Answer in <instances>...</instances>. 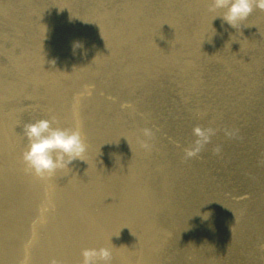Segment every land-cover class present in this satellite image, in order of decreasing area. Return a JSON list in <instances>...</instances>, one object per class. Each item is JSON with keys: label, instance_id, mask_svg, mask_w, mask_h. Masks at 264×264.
I'll list each match as a JSON object with an SVG mask.
<instances>
[{"label": "rangeland", "instance_id": "rangeland-1", "mask_svg": "<svg viewBox=\"0 0 264 264\" xmlns=\"http://www.w3.org/2000/svg\"><path fill=\"white\" fill-rule=\"evenodd\" d=\"M0 1H15L20 18L15 21L14 15L9 16L1 9L8 6L0 3V66H3L1 61L7 64L9 55L27 54L25 49L20 50L21 43L14 38L19 36L18 41L31 45L33 36L28 31L31 21L37 23L38 17L46 18L47 10L44 15L35 11L25 14L22 5L25 1ZM32 1L43 8L47 6L46 1ZM53 1L57 8L52 12H61L68 19L73 17L75 22L79 19L75 13L81 14V10L90 7L107 12L106 25L114 37L119 33L115 42L123 47L118 53L98 44L88 33L78 32L80 42H87L94 52L98 51L95 57L99 58L92 66V61L82 62L89 71L93 66L97 68L96 72L92 69L94 73L89 76L93 83L91 92H96L86 93L79 102L80 97L72 93L68 80L63 79L65 88L59 89L7 72V78L21 90L13 106L18 114L13 124L20 136L19 146L27 148L28 140L23 131L27 123L49 119L53 120V127H67V118L79 117L81 123L75 127L81 132L85 127L89 137L85 141L82 133L86 161H74L66 169L69 173L89 174L83 185L71 184L68 189L79 196L89 194L86 183H98L99 179L91 177L105 166L101 150V145H105L109 161L114 164V172L111 170L114 174L107 179V184H112L108 186L111 199L105 205L93 204L96 212H108L119 203V198L125 200L124 194L129 199L140 190L150 194L148 216L142 218L141 212L140 218L149 222L146 234L141 233L143 225L133 232L126 227L106 241L101 233L96 239L86 235L95 243L89 247L109 248L112 256L108 264H264V206L258 202L260 193H264V10L254 7L236 28L222 24L220 17L214 19L223 10H210L212 14L207 19L206 29L207 33L212 29L207 36L210 37L203 43L193 40L191 45L189 37L195 30L189 32L196 25L199 13L179 8L177 19L186 24L182 37L188 36L187 45L183 44L182 37L172 35L173 44H165L163 53L159 52L165 53L171 62L181 56L182 64L189 63L193 57L192 69H199L194 77L195 90L190 92L189 82L182 87L174 81V75L156 68L154 60L148 59L146 66H139L143 64L139 57L124 53L121 36L134 25L137 17L131 10L144 6L151 12L153 22L155 15L167 12L164 0H81V10L74 5L63 7L60 0ZM206 3L211 8L212 1ZM147 26L153 31L150 23ZM47 37L54 44L53 48L57 45L60 49L56 58L70 66L74 75L83 78L77 68L81 61L65 48L62 39L54 33ZM101 56L105 58L103 62ZM231 67L239 71L234 73ZM197 126L211 129L210 139L195 155L187 157L186 150L192 148L197 139L193 133ZM111 127L115 130L112 135ZM144 129H150L151 134L146 136ZM1 161L8 173L14 172L17 161L21 171L33 173L23 158L0 153ZM59 170L56 171L60 173ZM129 173H135L136 178L128 177ZM105 196L104 192L100 194L98 201ZM5 202L3 198L0 201ZM72 218L75 220L74 216ZM114 220L111 217V221ZM41 236L50 238L49 233H41ZM75 245L67 250L66 246L63 249L59 246L53 264H61L64 259L65 264H82L83 249L77 251ZM41 247L38 244L31 249L36 251ZM4 250L0 243V264H15L3 259L7 256ZM34 256H26L28 260L23 264H49ZM208 256L212 260L204 262Z\"/></svg>", "mask_w": 264, "mask_h": 264}, {"label": "bare ground", "instance_id": "bare-ground-1", "mask_svg": "<svg viewBox=\"0 0 264 264\" xmlns=\"http://www.w3.org/2000/svg\"><path fill=\"white\" fill-rule=\"evenodd\" d=\"M23 1H25L22 4L24 5L25 14H32V11H35L39 15H44L45 10H47V13L45 14L46 18L41 19L38 17L37 23L31 21L28 30L31 37L33 36L31 45L30 43L26 45L20 40L18 41L19 36L14 38L15 41L21 43L20 50L25 49L27 54L21 55L17 52L14 56L9 55L6 57L9 59L7 64L1 61L5 65L0 66V153L11 154V158L15 159L23 158L24 148H26L25 145H22L23 147L19 146L20 136L16 133L13 124L17 122L18 117L17 108L15 109L13 106L16 104L14 102L20 95L21 90L19 85L16 86L13 80L7 78V72L18 74L28 80H34L36 84L46 82L48 85L56 86L59 89L65 88L63 79L68 80V83H70L68 87L74 95L80 97L78 98L79 102L82 101L86 93L93 94L96 92H91L93 83H91L92 80L89 76L96 72L97 68L93 66L94 72L92 69L89 71V67L82 62L92 61V66L94 63L99 62V58L95 57L98 55V51L94 52V48L90 47L87 42H80L79 37H77L78 32L88 33L92 39L98 40V44L108 46L109 49L118 53H121V47H123L115 42V39L120 37L119 33L114 37L111 35L110 27L106 25L109 22L107 21L108 13L91 7L81 10V0H60V5L63 7L74 5L81 10V14L75 13L79 16L77 22L74 21L73 17L66 18L63 14H60L61 12H52L53 9L57 8L55 7L57 3L53 0H40L46 1L47 6L45 8L32 0ZM210 1L212 0H164L167 12L163 15L157 13L158 15H155L156 19L153 22H151L149 16L151 12L148 13L144 6H135L131 10V12H134L132 15H137L133 20L134 25H131L128 30L126 29V33L121 36L125 44L124 53L139 57L140 62L143 63L139 66H146L148 59L154 60L156 68L165 70L171 76L174 75V81L182 87L189 82L191 84L189 91L193 92L196 86L194 77L199 69H192L195 65L192 60L193 57H190L189 63L182 64L180 62L181 56L171 62V59L166 58L165 53L163 55L161 53H163L165 44H173V36L181 38L184 35L186 24L178 22L177 19L178 10L181 11L179 9L181 7L193 13H199L196 25L189 32L191 34L195 30L191 34L192 36L189 37L190 44L192 45L193 40H199L203 43L210 37L207 36L209 32H212V29L208 28V33L206 31L207 19L209 20L212 14L209 3L206 2ZM0 3L8 6V8L1 7V9L7 11L9 16L14 15L15 21L20 19L17 14L19 13V5L16 6L15 1L13 3L0 1ZM156 21H158V24H156ZM149 23L153 26V31L148 30L147 24ZM142 29H145V31L143 32ZM49 33L59 36L65 48L69 49L72 55L81 61V66L77 68L81 71L83 78L77 77V74L74 75L70 66L56 58L60 49L57 45L53 48L54 44L47 37ZM187 37H182L184 45H187ZM43 43L46 44V47ZM165 59L167 62H165ZM100 60L103 62L105 60L104 56H101ZM129 67L134 68L131 65ZM231 68L230 71L234 73L239 71V68ZM134 69L139 70L140 68ZM94 88L96 90L95 85ZM78 119L80 118L75 116L67 118L66 126L74 128L76 124L81 123ZM109 132L111 135L114 134V127H111ZM82 133L86 138L84 140L88 141V132L85 127ZM101 150L105 155V166L100 170V173H93V177H91L99 179L98 183H86L89 191L87 196H79L73 189L68 188L71 184L74 186L83 185V181L89 173H69L66 169L68 167H65L59 170L60 173L55 171L50 175L38 176L25 170L21 171L19 168L20 162L18 161L15 167L13 166L14 172L8 173L4 162H0V194L4 193L0 201H2V198L6 201L0 203V243L2 248L6 249L4 251L7 256L3 258L5 261L23 264L28 260L25 258L26 256L35 254L36 260H47L49 264H53L54 261L56 263V257H58L56 250L60 247L63 249L66 246L67 250V247L70 249L71 246L76 244L78 251L94 245L95 243L91 242L92 238L86 235H91L96 239L98 233H101L106 241L109 237L124 231L126 227L129 232H133V230L138 229L137 226L143 225L145 226L144 229L142 228L141 233H147L145 230L149 222L141 221L140 218L141 212L142 218L148 216L150 206L148 201L150 194L148 192L137 191L136 194L131 195V199L124 194L125 200L119 198V201L117 200L119 202L117 203L118 206L115 203L116 205L105 213L96 212V209L92 207L93 204L105 205L107 200L111 199L109 187L112 184L109 186L107 179L108 175L114 174L111 173V170L114 172L112 169L114 164L109 161L108 150L105 145H101ZM130 175L133 179L136 178L135 173H129L128 177ZM13 176H15V179ZM142 184L149 186L148 183ZM103 192L107 196L101 197L98 201V196ZM258 202L261 206H264L263 191L260 193ZM139 205L143 206L142 209ZM56 214L59 216L55 217ZM79 217H81L80 220ZM111 217H114L115 220L111 221ZM58 218H61L59 223H57ZM238 229L241 230L240 227ZM41 233H49L50 238H42ZM24 243L25 245H23ZM38 244L42 247L36 251L31 249ZM190 247L192 248V246ZM209 258L212 260V257L208 256L203 261H209ZM65 262L67 261L64 259L61 264H65Z\"/></svg>", "mask_w": 264, "mask_h": 264}, {"label": "clouds", "instance_id": "clouds-1", "mask_svg": "<svg viewBox=\"0 0 264 264\" xmlns=\"http://www.w3.org/2000/svg\"><path fill=\"white\" fill-rule=\"evenodd\" d=\"M264 10V0H212L211 11L223 10L217 17L222 18V24L236 28L246 20L253 9ZM78 46V45H77ZM28 145L23 153V160L27 168L38 176L50 175L57 169L70 167L74 161H86L83 155L86 145L79 127H53V120L40 119L34 123H27L23 127ZM211 129L197 126L193 129L197 137L192 148L186 150L185 155H195L203 144L210 139ZM144 134L150 135V129H144ZM112 252L107 247L85 248L82 250V264H108Z\"/></svg>", "mask_w": 264, "mask_h": 264}]
</instances>
